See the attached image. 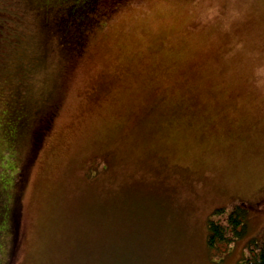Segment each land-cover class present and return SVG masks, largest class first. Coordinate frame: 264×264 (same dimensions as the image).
I'll list each match as a JSON object with an SVG mask.
<instances>
[{
    "label": "rangeland",
    "instance_id": "rangeland-1",
    "mask_svg": "<svg viewBox=\"0 0 264 264\" xmlns=\"http://www.w3.org/2000/svg\"><path fill=\"white\" fill-rule=\"evenodd\" d=\"M12 1L0 108L25 115L0 133L9 205L27 171L12 264H238L264 238V0H124L68 53L41 27L57 0ZM241 204L247 235L219 260L208 220Z\"/></svg>",
    "mask_w": 264,
    "mask_h": 264
},
{
    "label": "trees",
    "instance_id": "trees-1",
    "mask_svg": "<svg viewBox=\"0 0 264 264\" xmlns=\"http://www.w3.org/2000/svg\"><path fill=\"white\" fill-rule=\"evenodd\" d=\"M124 0H57L56 4L51 3L43 4L40 6L39 11L41 15L43 27V35L51 34L58 38V47L64 52L68 53L79 50L84 27L89 21L99 19L104 13L109 12L111 5L118 4ZM12 0H0V39L6 35H10L13 38L16 37L15 31L10 28L11 23H19L21 15L17 16L15 10L19 9ZM109 5L106 10L105 7ZM52 6V8H50ZM99 8V9H98ZM54 11H51V10ZM104 10V12H103ZM41 32V29H40ZM43 44L47 45V41L43 38ZM43 58V64L46 60V52L40 54ZM21 94L22 92L19 91ZM22 95V94H21ZM24 112L19 104L12 106L5 103L0 108V133H4V130L14 128L15 133L21 130V124L24 122ZM55 111L51 110L47 113L44 121L33 125V135L31 137V150L27 158L26 166H28L36 153L42 146L43 141L49 133ZM27 117V116H26ZM11 125V126H10ZM15 135V134H14ZM24 169L20 170L19 178L16 180L17 196L15 201L12 199L9 205L8 200L10 197L8 190L4 182L0 181V239L5 235L11 236V248H4V244L0 241V254H2V248L5 249V255L7 253L8 258L0 264H12L14 258V251L17 248L20 225V204L18 200L19 196V182L23 181V177L26 172ZM23 173V174H22ZM5 190V191H3ZM6 194H5V193ZM15 194V193H14ZM13 197V195H12ZM13 201V203H12ZM9 206V207H8ZM249 206L241 204L236 206L227 215L224 208L216 209L213 216L208 220V234L207 245L208 248L214 252L219 260H223L227 255L232 252L236 242L239 239L244 238L247 235L249 228ZM238 264H264V238H253L245 245L244 253L238 260Z\"/></svg>",
    "mask_w": 264,
    "mask_h": 264
},
{
    "label": "flooded vegetation",
    "instance_id": "flooded-vegetation-1",
    "mask_svg": "<svg viewBox=\"0 0 264 264\" xmlns=\"http://www.w3.org/2000/svg\"><path fill=\"white\" fill-rule=\"evenodd\" d=\"M17 191V190H16ZM16 191L14 192L15 194H13V197H12V199L15 201V198H16V196H17V193H16ZM19 197V196H18ZM18 200H19V198H18ZM12 203H13V201H12ZM10 237L11 236H9V239H10Z\"/></svg>",
    "mask_w": 264,
    "mask_h": 264
}]
</instances>
